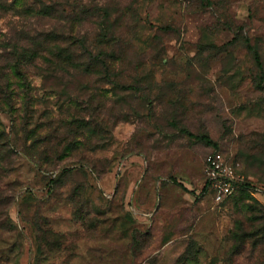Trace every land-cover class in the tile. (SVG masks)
Returning a JSON list of instances; mask_svg holds the SVG:
<instances>
[{
	"label": "rangeland",
	"instance_id": "obj_1",
	"mask_svg": "<svg viewBox=\"0 0 264 264\" xmlns=\"http://www.w3.org/2000/svg\"><path fill=\"white\" fill-rule=\"evenodd\" d=\"M0 264H264V0H0Z\"/></svg>",
	"mask_w": 264,
	"mask_h": 264
},
{
	"label": "built area",
	"instance_id": "obj_2",
	"mask_svg": "<svg viewBox=\"0 0 264 264\" xmlns=\"http://www.w3.org/2000/svg\"><path fill=\"white\" fill-rule=\"evenodd\" d=\"M239 164L222 152L209 153L204 161L205 187L217 204L227 202L244 187L245 178L239 174Z\"/></svg>",
	"mask_w": 264,
	"mask_h": 264
},
{
	"label": "trees",
	"instance_id": "obj_3",
	"mask_svg": "<svg viewBox=\"0 0 264 264\" xmlns=\"http://www.w3.org/2000/svg\"><path fill=\"white\" fill-rule=\"evenodd\" d=\"M255 57H256L257 62H259V61H260V56H259V54H258L257 52L255 53ZM90 60H92L93 63H95V62H97L98 59L93 58V59H90ZM102 63H103V62H102ZM103 66L106 67V64H104ZM248 188H249V185H248V184H245L241 191H245V190H247ZM205 189H206V187H205ZM206 190H207V189H206ZM241 191H240V192H241ZM231 198H232V197H231Z\"/></svg>",
	"mask_w": 264,
	"mask_h": 264
}]
</instances>
